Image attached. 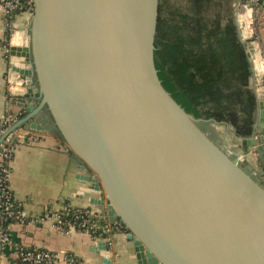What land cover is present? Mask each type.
Returning <instances> with one entry per match:
<instances>
[{
  "label": "water",
  "instance_id": "95a60500",
  "mask_svg": "<svg viewBox=\"0 0 264 264\" xmlns=\"http://www.w3.org/2000/svg\"><path fill=\"white\" fill-rule=\"evenodd\" d=\"M33 2L29 42L10 61L38 104L13 98L28 113L5 134L46 110L89 171L78 179L98 194L90 203L127 229L135 264H264V184L242 167L253 170L252 146L264 151V99L232 156L200 126L217 122L187 113L158 78V0Z\"/></svg>",
  "mask_w": 264,
  "mask_h": 264
},
{
  "label": "trees",
  "instance_id": "16d2710c",
  "mask_svg": "<svg viewBox=\"0 0 264 264\" xmlns=\"http://www.w3.org/2000/svg\"><path fill=\"white\" fill-rule=\"evenodd\" d=\"M211 1L158 0L154 64L162 86L187 113L248 139L258 106L249 84L251 64L234 10L221 0L213 8Z\"/></svg>",
  "mask_w": 264,
  "mask_h": 264
},
{
  "label": "crops",
  "instance_id": "0c3cea01",
  "mask_svg": "<svg viewBox=\"0 0 264 264\" xmlns=\"http://www.w3.org/2000/svg\"><path fill=\"white\" fill-rule=\"evenodd\" d=\"M22 19L13 17L11 21L19 26L23 24ZM7 34L8 28L0 17V128H3V115L10 113L17 121L28 113L25 103L14 101L7 93L5 74L11 61L10 56L5 59L2 54ZM23 98L27 102L34 101L35 106L38 104V99L33 100L28 94ZM32 121L39 123L41 129H24ZM19 129L37 135L38 140L33 143L23 141L13 153L9 186L14 199L22 207L24 217L21 222L9 226L12 243L0 251V264H14V245L56 251L63 256L73 257L76 264H135L132 241L124 231H113L111 245H108L105 239H95L87 232L73 229L64 233L49 220H35L43 214L47 205L61 199L67 200L74 207L88 208L100 215H106V212L104 206L90 203V198L98 197V194L87 196L89 183H82L78 179L79 175H88L89 171L79 168L78 161L63 145L46 110L39 111ZM257 161L264 166V151L259 152ZM54 264L69 263L61 259Z\"/></svg>",
  "mask_w": 264,
  "mask_h": 264
},
{
  "label": "built area",
  "instance_id": "2783aa9c",
  "mask_svg": "<svg viewBox=\"0 0 264 264\" xmlns=\"http://www.w3.org/2000/svg\"><path fill=\"white\" fill-rule=\"evenodd\" d=\"M240 8H242L240 10ZM34 14L33 0H0V17L8 28V34L2 45V54L5 59L10 56L11 46H24L29 42L28 29L31 18ZM23 18L22 25H15L11 18ZM237 21V32L244 40L245 49L249 52L251 64V88L254 91L257 102L264 99V0H238L234 13ZM21 33L20 39L15 42V34ZM250 43L253 50H249ZM259 54V67L262 78L257 77L255 69L256 55ZM12 63H9L6 74V89L10 97H23L27 94L28 81L12 70ZM16 118L7 113L2 117L0 129V251L6 245H10L9 226L15 222H21L24 217L22 207L14 199L9 186V175L11 172L10 163L15 148L23 141L33 143L38 140L26 130L19 128L11 132H5L15 123ZM258 157L257 146L251 147V158ZM37 222L49 220L59 231L68 233L73 229L89 233L93 238L105 239L111 245V233L115 230L128 233L127 229L121 227L118 220L109 221L106 215L82 207H74L65 199L47 205L43 214L35 219ZM14 264H54L65 259L69 264H76V260L70 256H63L62 253L14 245Z\"/></svg>",
  "mask_w": 264,
  "mask_h": 264
},
{
  "label": "rangeland",
  "instance_id": "374dc122",
  "mask_svg": "<svg viewBox=\"0 0 264 264\" xmlns=\"http://www.w3.org/2000/svg\"><path fill=\"white\" fill-rule=\"evenodd\" d=\"M218 0H212V5L216 6V2ZM222 2V6L225 7L226 9H230V10H234L235 13V7L237 5L238 0H221ZM214 8V7H213ZM250 86H251V78H250ZM200 126L215 140L217 141L219 144H223L225 143L226 145L229 146L230 148V153L232 154V156L234 154H236V152H238L239 148H238V140L235 139L233 137V135L229 132V128L225 125H218L215 124L213 122H200ZM248 159L251 162V153L248 156ZM260 161H256L253 163V165L255 164V166L257 167L258 171H262L264 173V169L261 168V164H259ZM261 163V162H260ZM258 180V179H257ZM259 181V180H258ZM261 184H264V177L259 181Z\"/></svg>",
  "mask_w": 264,
  "mask_h": 264
},
{
  "label": "flooded vegetation",
  "instance_id": "af4514ba",
  "mask_svg": "<svg viewBox=\"0 0 264 264\" xmlns=\"http://www.w3.org/2000/svg\"><path fill=\"white\" fill-rule=\"evenodd\" d=\"M264 130V129H263ZM238 148H239V145H238ZM239 151H240V148H239V150H238V152H236V153H239ZM258 154H259V152H258ZM249 156V155H248ZM257 159H258V157L256 158V159H252L251 158V166H252V169L253 170H248L247 169V167H246V165H242V167H243V169L244 170H246L253 178H255V179H258L259 181L264 177V173L261 171H258L257 170V167L255 166V164L253 165V163L254 162H256L257 161ZM250 161V160H249ZM262 167L261 168H263L264 169V166L263 165H261ZM261 183H263V182H261Z\"/></svg>",
  "mask_w": 264,
  "mask_h": 264
},
{
  "label": "bare ground",
  "instance_id": "6f19581e",
  "mask_svg": "<svg viewBox=\"0 0 264 264\" xmlns=\"http://www.w3.org/2000/svg\"><path fill=\"white\" fill-rule=\"evenodd\" d=\"M20 36H21V33L19 32L15 34V37H14L15 42H17L20 39Z\"/></svg>",
  "mask_w": 264,
  "mask_h": 264
}]
</instances>
